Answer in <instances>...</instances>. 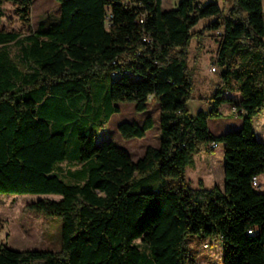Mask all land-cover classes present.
<instances>
[{"label": "trees", "instance_id": "trees-1", "mask_svg": "<svg viewBox=\"0 0 264 264\" xmlns=\"http://www.w3.org/2000/svg\"><path fill=\"white\" fill-rule=\"evenodd\" d=\"M55 1L57 22L0 31V195L41 196L27 208L62 220V246L18 251L0 243V264H193L190 235L221 240L223 264H264V191L253 186L264 175L254 127L264 111L263 0H231L227 16L218 2L179 0L164 11L162 0L131 9L113 0ZM8 3L28 25L33 0H0V9ZM210 18L206 29L223 30L222 85L209 110L191 115L188 47L202 35L192 29ZM105 75L113 82L97 98L91 83ZM122 103L146 115L118 126L126 140L143 139L155 125L148 111L159 107V146L137 162L111 141L97 143ZM225 103L235 104L242 127L214 135L209 120ZM68 134L77 141L71 163L81 165L72 184L55 170L68 159ZM212 144L224 147V189H193L186 170ZM151 176L174 186L132 190Z\"/></svg>", "mask_w": 264, "mask_h": 264}, {"label": "rangeland", "instance_id": "rangeland-1", "mask_svg": "<svg viewBox=\"0 0 264 264\" xmlns=\"http://www.w3.org/2000/svg\"><path fill=\"white\" fill-rule=\"evenodd\" d=\"M179 0H162L164 11L175 9ZM219 4L225 7V15L232 6L231 0H220ZM264 7V0H263ZM60 18V7L55 0H33L30 16V23L24 25L18 18L13 4H5L0 9V31H21L28 33L35 31L40 23L57 22ZM215 18L200 21L192 32H202V35L194 37L188 47L189 70L194 82L193 97L205 95L206 90H210V83L217 81L221 87L222 82L218 72H210L216 65V60L220 37L217 32L206 29ZM113 82L111 75H105L91 83L93 93L97 98H104ZM217 89V87H216ZM217 91V90H216ZM212 92V96L216 94ZM226 89H223L225 92ZM121 113L115 114L110 121L97 133V143L111 141L129 153L134 162L143 157L148 147L158 148L160 130L155 128L147 137L140 141L136 139H123L118 132V126L123 122H139L144 114H136L134 105L131 103L120 104ZM151 111L155 113L154 106ZM264 122L263 114L255 119V125ZM261 133L264 137V128ZM216 148V147H215ZM77 150L76 138L68 134V159L55 166L56 172L61 178L69 183H75L70 173L81 168L77 163L70 160ZM222 151V146L215 152L207 153L206 149L200 153L202 158H212L213 164L222 169V159L218 154ZM212 164V162H211ZM89 165L86 166L88 168ZM190 178V177H189ZM187 179V178H186ZM188 181V180H187ZM259 181H264V175L259 177ZM171 179H157L149 177L142 180L133 191L157 190L165 186H174ZM259 191L262 190L258 189ZM42 198L37 195L13 196L0 195V243L12 250H39L59 252L62 246V220L56 217L45 218L30 212L27 208L29 204ZM59 197H52L58 199ZM139 243V241H137ZM143 253L147 252L144 245L140 244ZM188 249L191 254L193 264H223V245L221 240L203 238L200 235H190L188 237Z\"/></svg>", "mask_w": 264, "mask_h": 264}, {"label": "crops", "instance_id": "crops-1", "mask_svg": "<svg viewBox=\"0 0 264 264\" xmlns=\"http://www.w3.org/2000/svg\"><path fill=\"white\" fill-rule=\"evenodd\" d=\"M1 8H3V6ZM218 54H219V51H218ZM218 54H217L216 60L214 62L217 61ZM210 72H211V70H210ZM210 87H211L210 90L205 91V95L193 97V99L189 101L188 109H189L191 115H195L201 110L207 111L210 109L211 97H212L211 94H212V92L219 89L220 86H218L217 81L214 80L212 83H210ZM216 87H217V89H216ZM225 95L232 97L235 102L240 101V95L238 93H233L231 95L229 93H225ZM153 106L155 108V113H153L151 111V109L148 111V113H152V115L154 117V122H155L154 128L151 131H149L143 139H138L140 141L144 140L147 137V135L150 132H152L155 128H158V131H159V128H160V125H159V107H158V105H153ZM234 106H235L234 103H225V104H222V106H220V113H221L220 118L209 120V129H210V132L212 134L222 135V134L229 132V131H232V130H239L242 127V118L240 117L239 114L234 112ZM120 113H121V109H120ZM260 114H263V116H264V111L261 112ZM260 114H258V116ZM145 116L146 115H144V117L138 123H142L145 119ZM258 116H256V118ZM255 119H254V127H255L257 137L259 138V140H261L264 143V137L261 133L262 128H264V122H262V123L260 122L259 125L257 126V125H255ZM221 146H222V151H220L218 156L223 161L222 162V164H223L222 169L219 168V166L217 167L216 165L213 164L212 158H210V159L207 157L202 158L200 156V153L196 154L194 156L193 163L186 170V178H187L188 183H189L191 188L199 189L200 186H203L205 189L211 190L217 186L221 190L224 189V185H225L224 147H223V145L219 144L213 150L206 149V152L207 153L215 152L218 149H220ZM211 162H212V164H211ZM258 183L260 185V189L262 188L261 191L263 192L264 191V181L261 182L258 180Z\"/></svg>", "mask_w": 264, "mask_h": 264}, {"label": "built area", "instance_id": "built-area-1", "mask_svg": "<svg viewBox=\"0 0 264 264\" xmlns=\"http://www.w3.org/2000/svg\"><path fill=\"white\" fill-rule=\"evenodd\" d=\"M113 1L121 3V5L124 8H128V9H131L132 7H141L142 6V1H140V0H113ZM195 1H196V3L198 5H203L204 2H218V3L220 2V0H195ZM111 18H112V15H109L107 17L108 23L110 22ZM145 19H146V14L143 13L140 16V23H144L145 22ZM222 33H223V30L222 29L219 30V31H217V34L219 35V37L222 35ZM211 71L212 72H218L219 71L218 70V66L217 65L213 66L212 69H211ZM234 112H237V110L235 108H234ZM217 145L218 144H212L210 146V148L213 150V149H215V147H217ZM258 180L259 179L257 177L253 179V186L256 189H260V185L258 183Z\"/></svg>", "mask_w": 264, "mask_h": 264}]
</instances>
